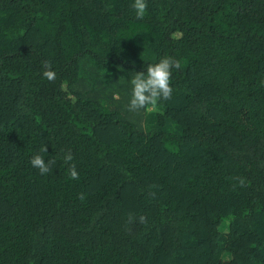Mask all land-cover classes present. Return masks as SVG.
<instances>
[{
    "label": "trees",
    "instance_id": "obj_1",
    "mask_svg": "<svg viewBox=\"0 0 264 264\" xmlns=\"http://www.w3.org/2000/svg\"><path fill=\"white\" fill-rule=\"evenodd\" d=\"M133 2L0 0V264H264V0Z\"/></svg>",
    "mask_w": 264,
    "mask_h": 264
},
{
    "label": "clouds",
    "instance_id": "obj_2",
    "mask_svg": "<svg viewBox=\"0 0 264 264\" xmlns=\"http://www.w3.org/2000/svg\"><path fill=\"white\" fill-rule=\"evenodd\" d=\"M133 9L136 12L137 19H142L147 10V0H134L132 4ZM50 66L46 65V68ZM180 68V62L174 60L171 57H164L159 60L158 63L150 64L146 73L144 71L135 72V75L131 78L130 83L132 85V94L129 101L128 110L132 112H139L141 110H153L157 107L161 100H169L173 94V87L171 86V76L173 70ZM44 77L50 82L55 79V73L51 70H47L43 73ZM122 78V77H121ZM118 98V94H117ZM42 152H47L48 148L44 145L41 148ZM73 160L71 151H68L64 156L66 164ZM53 161L45 162L44 158L37 154L31 159V165L37 168L41 175H46L50 172V165ZM69 173L71 179H78V173L75 169V165H70ZM240 180V185H244V180ZM81 199L83 194H81ZM145 217H140V222L144 223Z\"/></svg>",
    "mask_w": 264,
    "mask_h": 264
}]
</instances>
